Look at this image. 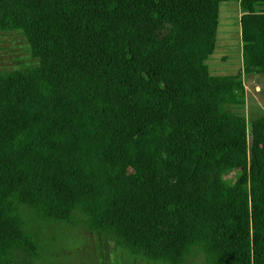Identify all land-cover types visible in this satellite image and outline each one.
Returning a JSON list of instances; mask_svg holds the SVG:
<instances>
[{
  "label": "trees",
  "instance_id": "obj_1",
  "mask_svg": "<svg viewBox=\"0 0 264 264\" xmlns=\"http://www.w3.org/2000/svg\"><path fill=\"white\" fill-rule=\"evenodd\" d=\"M231 2L242 67L215 75ZM9 31L38 64L0 71V264L41 256L26 211L151 262L264 264V162L225 182L264 147L231 110L264 74V0H0Z\"/></svg>",
  "mask_w": 264,
  "mask_h": 264
},
{
  "label": "rangeland",
  "instance_id": "obj_2",
  "mask_svg": "<svg viewBox=\"0 0 264 264\" xmlns=\"http://www.w3.org/2000/svg\"><path fill=\"white\" fill-rule=\"evenodd\" d=\"M240 9L237 3H225L220 8L218 42L215 52L207 60L212 74H234L242 67L240 38ZM38 59L30 52L25 36L16 31L0 32V71L35 67ZM246 89L245 104L231 110L246 117L248 123L264 116V74L243 76ZM248 164L239 171L225 175L227 184L248 183V166L264 162V147L248 134ZM257 157V158H256ZM258 159V160H256ZM32 224L41 256L35 264H164L134 257L115 246L103 234L87 233L80 227H66L47 220L34 219L26 211ZM187 264H204V258L197 249L188 257Z\"/></svg>",
  "mask_w": 264,
  "mask_h": 264
}]
</instances>
